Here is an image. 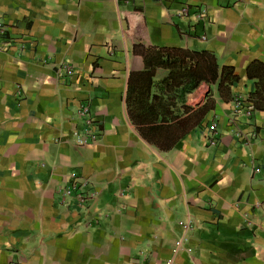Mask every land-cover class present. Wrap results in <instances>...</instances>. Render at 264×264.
<instances>
[{
	"label": "crops",
	"instance_id": "1",
	"mask_svg": "<svg viewBox=\"0 0 264 264\" xmlns=\"http://www.w3.org/2000/svg\"><path fill=\"white\" fill-rule=\"evenodd\" d=\"M0 22V264H264V110L235 106L264 0H0ZM134 44L212 53L231 101ZM71 174L85 209L59 204Z\"/></svg>",
	"mask_w": 264,
	"mask_h": 264
},
{
	"label": "trees",
	"instance_id": "2",
	"mask_svg": "<svg viewBox=\"0 0 264 264\" xmlns=\"http://www.w3.org/2000/svg\"><path fill=\"white\" fill-rule=\"evenodd\" d=\"M143 51L159 57L162 68L171 71L178 68L184 70V75L191 79L192 91H195L200 84H217L218 93L224 101H231V87L239 82L232 67H219L215 57L208 51H191L178 48H153L134 44L133 52ZM247 78L256 79L255 90L249 97L255 111L264 110V63L252 62L246 68Z\"/></svg>",
	"mask_w": 264,
	"mask_h": 264
},
{
	"label": "built area",
	"instance_id": "3",
	"mask_svg": "<svg viewBox=\"0 0 264 264\" xmlns=\"http://www.w3.org/2000/svg\"><path fill=\"white\" fill-rule=\"evenodd\" d=\"M206 17L205 10L200 9L195 13L196 20L200 21ZM11 38L9 37V31L7 27L0 22V51H7L12 48ZM25 49L23 44H20L17 48V52L21 53ZM235 106L237 109H243L244 115L250 117L253 112L251 104L243 102L241 99L236 100ZM80 113L86 122L85 134L82 139H79V144H86L87 142H94L97 136L93 133V123L87 120V109L82 108ZM87 183L75 174L69 176V180L63 186H59L57 189L59 204L65 207H75V209H85L88 201L90 200L89 194L86 192Z\"/></svg>",
	"mask_w": 264,
	"mask_h": 264
}]
</instances>
